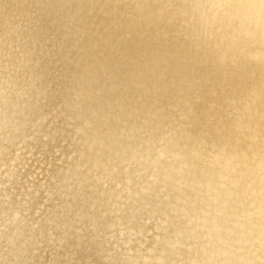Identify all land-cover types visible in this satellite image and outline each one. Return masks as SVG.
I'll return each instance as SVG.
<instances>
[{"label": "clouds", "instance_id": "9594fccd", "mask_svg": "<svg viewBox=\"0 0 264 264\" xmlns=\"http://www.w3.org/2000/svg\"><path fill=\"white\" fill-rule=\"evenodd\" d=\"M97 6L61 5L74 47ZM124 8L99 4L123 29L105 45L146 38L124 80L91 57L57 93L31 31L0 37V264H264V0ZM64 131L72 163L30 174Z\"/></svg>", "mask_w": 264, "mask_h": 264}, {"label": "bare ground", "instance_id": "6f19581e", "mask_svg": "<svg viewBox=\"0 0 264 264\" xmlns=\"http://www.w3.org/2000/svg\"><path fill=\"white\" fill-rule=\"evenodd\" d=\"M88 2L89 0H0V37H3L9 28L31 31L35 37L28 39L26 46L32 48L35 43L37 50L43 47L46 54L41 57V67L45 69L47 78L57 93H62L65 88L75 85L81 74L84 60L91 57H98V59L116 67L120 78L126 79L128 61L132 58L138 59L145 47L146 38L138 32H134L130 38L120 42L115 48L112 45H105L100 40L101 34L104 39H108L111 34L112 44H115L116 38L123 32V29L115 30L112 16H106L100 12L99 4H104L105 0H98L96 11L87 17V23L92 26L89 35L78 46L74 47L73 40L65 39L67 21L64 18L61 5L70 4L74 9L77 4H87ZM91 2L97 3V0H91ZM108 2L111 4L115 3L116 0H108ZM136 2L143 3V0H120V10L125 11V4ZM196 2L197 0H148V4L154 8L164 7L169 3L174 8H179ZM199 2H205V0H199ZM199 28V24L196 23L193 28L188 30L190 39L196 35ZM20 34L23 35L24 33L21 31ZM97 41H99V47L92 48V44ZM152 46L160 47L155 41L152 42ZM165 46L169 48L180 47L176 40H170ZM100 52H103L102 56L99 55ZM207 67V65L203 66L200 69L201 72L207 71ZM129 95H135V90L129 92ZM262 105H264V101H262ZM237 107L242 111V105H237ZM260 111L264 112V106L261 107ZM243 122L246 123L247 121ZM190 131L194 134H206L205 139L209 140L210 143L219 139L213 126L206 124L203 118L193 124ZM237 135H231L227 129L223 133L224 138H231L233 143H235ZM74 151H78V145L72 141L69 133L64 131L56 143L48 146L47 151L43 154V159L31 161L29 173L31 174L34 166L41 174L42 179L50 180L59 172L61 167L66 168L72 163L68 157L72 156ZM75 159L76 157H73V160ZM86 255H91V253L82 250L81 257ZM82 264H84L83 260ZM94 264H101V261L95 259Z\"/></svg>", "mask_w": 264, "mask_h": 264}]
</instances>
